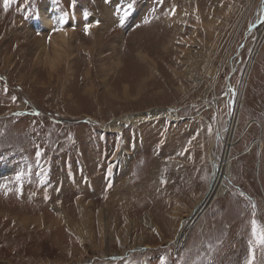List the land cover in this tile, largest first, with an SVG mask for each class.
Here are the masks:
<instances>
[{"label":"rangeland","instance_id":"1","mask_svg":"<svg viewBox=\"0 0 264 264\" xmlns=\"http://www.w3.org/2000/svg\"><path fill=\"white\" fill-rule=\"evenodd\" d=\"M262 21L264 0H0V264H246L264 229ZM63 30L50 68L38 42L51 56Z\"/></svg>","mask_w":264,"mask_h":264},{"label":"bare ground","instance_id":"2","mask_svg":"<svg viewBox=\"0 0 264 264\" xmlns=\"http://www.w3.org/2000/svg\"><path fill=\"white\" fill-rule=\"evenodd\" d=\"M42 21L43 23L45 24V26H49L50 27V20H49V17H46L45 15L42 16ZM48 27V28H49ZM28 30V29H27ZM27 34V33H26ZM72 34V32H69V30H63L61 32H59L58 34L54 35L53 37H51V48H52V51H53V55H49L48 52H47V48H45L44 46V43L39 41V46L41 48V53H44L45 56L47 57V60H48V64H49V67L50 68H53L55 66V64L57 63V61L59 60V57L61 54L64 55L65 53V45L68 43L69 41V37L70 35ZM35 41V40H34ZM43 60V59H42ZM253 61V57H251V60H249V63L247 64V70H250V62ZM246 77V76H245ZM169 110L166 108L164 110H162L161 113H157V111L155 112H152V114H150V116H155L156 114H166L168 117H172L171 115H168L169 114ZM151 113V112H149ZM234 115V114H233ZM148 115L147 114H144V113H141L139 114V117H132V116H125L124 119H126V122H132L134 119H136V121H140V120H145L147 119ZM120 120L119 122L116 121L115 123H112L111 125H109L108 127L110 128V130H120ZM232 124H234L233 120H232ZM231 135V134H230ZM229 141L227 142V147H225V151H224V155L225 156V159L227 160L228 162V154H229V149H230V144H231V136L230 138H228ZM227 140V139H226ZM225 144V143H224ZM211 156V155H210ZM214 156L212 155L211 156V159L213 158ZM216 161V159H215ZM222 170L221 166L219 165H215L214 167V174L212 176V181H211V189L210 191H218V193L222 194L223 193V190L225 189L222 185V182H221V176H220V171ZM199 204V203H198ZM198 208L200 209V212L202 210V204H200L198 206ZM197 213V211H196ZM181 231L179 232L178 234V237L176 238V241L180 242L184 237L183 235L181 234ZM183 246V245H182Z\"/></svg>","mask_w":264,"mask_h":264},{"label":"snow or ice","instance_id":"3","mask_svg":"<svg viewBox=\"0 0 264 264\" xmlns=\"http://www.w3.org/2000/svg\"><path fill=\"white\" fill-rule=\"evenodd\" d=\"M11 0H4V8L5 10H7V8L9 7V4H10ZM159 2H163V0H159ZM133 7V4L132 3H129L127 5V8L128 9H131ZM175 13V9L172 10V14ZM124 15L127 16L128 15V11H125L124 12ZM150 21L145 19L144 23H149ZM264 22V21H262ZM120 23L122 24L123 23V20L120 21ZM99 25V21H96L95 24L93 23H87L85 24L84 26V32L86 34H89L90 33V30L93 28V27H96ZM57 30H62V29H57ZM233 96H235V92H233ZM13 101H15L16 97H13L12 98ZM235 101L233 100V103ZM36 115H39V113H36ZM183 154V153H181ZM36 156H40L41 153L39 151H37L35 153ZM115 166V161H112L109 165V173L111 172V169L112 167ZM24 175L23 172H21L19 175H17L16 179L17 181L21 180L22 176ZM111 185H109L110 187ZM19 191V190H18ZM253 207H255V205H253ZM252 236L255 238V242H254V245L253 247L250 249V256L248 258V260L246 261V264H255V261H256V256H255V247L256 246H259V247H262L264 248V229L258 227L257 225V222L256 220H253L252 221Z\"/></svg>","mask_w":264,"mask_h":264},{"label":"water","instance_id":"4","mask_svg":"<svg viewBox=\"0 0 264 264\" xmlns=\"http://www.w3.org/2000/svg\"><path fill=\"white\" fill-rule=\"evenodd\" d=\"M208 193H209V190H208V192L206 193V195H205L204 199L207 197ZM204 199H203V200H204Z\"/></svg>","mask_w":264,"mask_h":264},{"label":"trees","instance_id":"5","mask_svg":"<svg viewBox=\"0 0 264 264\" xmlns=\"http://www.w3.org/2000/svg\"><path fill=\"white\" fill-rule=\"evenodd\" d=\"M231 88H232V85H231V87H230V91H231Z\"/></svg>","mask_w":264,"mask_h":264}]
</instances>
